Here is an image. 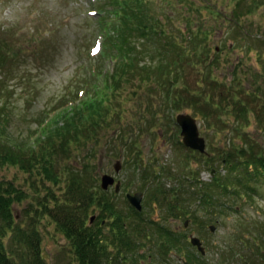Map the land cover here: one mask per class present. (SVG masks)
Masks as SVG:
<instances>
[{
    "label": "trees",
    "instance_id": "1",
    "mask_svg": "<svg viewBox=\"0 0 264 264\" xmlns=\"http://www.w3.org/2000/svg\"><path fill=\"white\" fill-rule=\"evenodd\" d=\"M161 4L170 10L165 12ZM263 4L259 0H99L98 20L104 38L99 59L113 64L110 74H101L102 86L91 80L88 86L93 91L86 93L85 98L54 107L51 118L45 125L40 123L39 131L29 135L27 143L11 139L7 104L0 99V160L34 173L35 181L46 179L52 185L48 186L45 180L40 183L46 194L32 197L33 203L25 209L32 213L25 222L16 220L13 206L23 197L28 198V194L13 182H8L7 187L0 185V264H47L38 227L43 219L68 240L77 264H136L139 248L145 247L146 254L152 256L153 252L160 264H168L170 257L180 256L190 264H225L234 256L236 251L231 247V251L220 253L219 262L205 261L189 242L190 231L185 222L199 225V231H204L216 220V215L237 212L234 207L237 201L252 199L257 186L264 181V145L250 140L246 131L254 118L264 138V74H256L246 86L240 79L244 75L240 64L233 67L232 79L219 81L214 72L220 57L218 53L214 55L216 48L211 46L219 31L230 33L234 41L233 46L223 44L226 47L222 52L241 47V41L247 38L254 41L244 17L258 12ZM178 18L183 19L181 26L175 24ZM245 46L263 48L264 40ZM15 56L10 45L0 41V65ZM145 56L152 65H143ZM185 67L190 72L204 73L195 79V87L190 85ZM130 81H135L139 88L146 81L161 85L164 100L167 99L173 112L191 109L195 118L205 122L206 129L213 130V136L223 134L220 131L223 128L230 130L234 121L226 145L221 147L218 142L213 147L211 142L205 153L189 150L197 165H201L194 170L190 168L187 176L194 180L190 187L184 185L187 180L180 176L185 173H179L177 187L167 188L160 180L164 177L162 172L143 167V181L151 178L146 188L150 189L147 200L165 211L164 219L183 220V230L144 218L143 211L136 210L127 200L125 206H119L114 201L116 194L112 197L113 193L100 188L88 160L81 168L71 163L61 168L63 158L70 159L74 151L99 146L104 137L107 139L121 118L122 109L116 106V98ZM220 123L224 127L216 128ZM201 167L214 173L209 182L199 180ZM60 183H63L61 195L52 188ZM38 191L39 185L35 193ZM191 201L198 208L189 211L187 205ZM200 209L204 214H198ZM92 214L95 218L90 222ZM257 227L261 231L255 240L253 235L242 240L245 252L240 259L244 264H264V238H259L264 237V226Z\"/></svg>",
    "mask_w": 264,
    "mask_h": 264
},
{
    "label": "rangeland",
    "instance_id": "2",
    "mask_svg": "<svg viewBox=\"0 0 264 264\" xmlns=\"http://www.w3.org/2000/svg\"><path fill=\"white\" fill-rule=\"evenodd\" d=\"M259 1L264 2V0ZM98 4L99 0H0V41L7 42L16 52L14 58L0 65V80L4 81L0 83V99L4 105L7 104L5 112L10 118V137L15 142L27 143L29 135H35L39 131L40 123H47L51 118L54 113L51 110L54 107L70 105L71 101L78 103L80 99L85 98L86 93L93 91V88L88 86L89 81H95L102 86L104 80L101 74L112 72L113 64L110 60L99 59V54L94 55L92 50L91 55L89 53L90 46L97 42L103 43L104 39L101 36L103 31L98 20L100 8ZM161 6L163 8L165 5L161 4ZM94 9L98 11V15L91 13ZM163 9L165 12L170 10L166 6ZM227 10L228 8L226 12ZM182 22L183 19L178 18L175 24L181 26ZM244 22L250 25L251 37L254 41L247 38L246 41H241V47L233 48L234 50L230 52L225 49L222 52V48L233 46L234 41L230 33L219 31L211 41V46L216 48L214 55L218 53L220 57L214 73L221 82L232 79L233 67L240 64L243 66L241 74H244L240 79L246 86L256 74L258 76L259 73L264 74V47L248 49L245 46L248 43L255 44L258 40H264V4L260 6L258 12L245 16ZM225 43L226 46L222 47ZM148 58L145 56L143 65L153 64ZM185 68L190 85L195 87V79L202 77L204 73L198 70L190 72L187 67ZM98 70L101 71L100 74ZM251 73L255 75L252 76ZM119 94L116 98V106L122 109L121 118L109 131L107 139L104 137L99 146H88L77 152L74 151L70 159L63 158L61 168L64 169L70 163L81 168L88 160L93 167L92 175L97 178L100 188L104 175L113 179V183L101 189L108 191L109 194L113 193L112 197L116 194L114 201L119 206L126 205V192L133 195L140 191L144 218H152L171 228L183 230L185 229L183 220L168 217L164 219L165 211L156 203L147 200L150 189L146 190V188L151 178L143 181L141 173L144 166L154 167L162 172L164 177L160 180L165 187L171 188L177 187L176 181L179 173L182 172L185 174L180 173V176L188 181H185L184 185L190 187L194 182L187 176L190 175V168L194 170L201 165H197L189 151L195 149L183 144L175 116L180 113H189L193 116L192 110L182 108L173 112L167 99L164 100L165 94L161 85L148 81L143 82L142 88L137 87L135 81H130L125 89L121 88ZM224 118L226 119L227 115ZM196 119L199 134L206 140L207 150L211 142L213 147H217L218 142L221 147L226 145L227 135L231 134L234 121L229 126L230 130L223 128L222 123L217 125L216 128H223L220 130L223 134L213 136V130L206 129L205 122ZM121 131L123 136L119 137ZM246 131L250 134V140L264 145V138L254 118H251ZM239 140L236 139L237 142ZM133 142L135 144L132 145ZM186 157L190 158L191 164ZM213 174L207 167H201L198 178L200 181L209 182ZM34 175L0 160V185L4 184L7 187L8 182H13L29 196L23 197L19 203H14L13 212L17 221L25 222L28 214L32 213L25 209L29 207V203H33V196L46 194L44 186L40 187V183L46 179L35 181ZM46 182L48 186H52L48 180ZM37 185L39 191L35 193ZM124 186H126L125 190ZM52 188L59 195L63 193V183ZM187 207L192 211L197 209L198 205L195 201H191ZM234 207L237 212L230 211L228 214L215 216L216 220L211 223L215 226L214 231L209 230L210 224L204 231H199V225L190 221L186 226L190 231L189 234L199 237L202 241L205 253L201 255L209 263L219 262L220 253H227L232 247L236 253L225 264H244L240 259L241 254L245 252L242 240L251 239L252 235L255 240L259 235H256L257 232L261 231L257 226L259 224L264 226V181L259 183L252 199L243 198L237 201ZM198 214H204L203 210L200 209ZM38 227L42 235V253L47 264H77L68 240L53 224L43 219ZM259 238L264 237L260 235ZM7 241L6 237L5 242ZM146 253H148L147 247L139 248L135 258L136 264H160L158 259V262L156 261L153 252L152 256ZM141 254L146 255L141 257ZM183 259L184 256L170 257L168 264H182Z\"/></svg>",
    "mask_w": 264,
    "mask_h": 264
},
{
    "label": "water",
    "instance_id": "3",
    "mask_svg": "<svg viewBox=\"0 0 264 264\" xmlns=\"http://www.w3.org/2000/svg\"><path fill=\"white\" fill-rule=\"evenodd\" d=\"M176 122L178 126L181 129V136H182V142L185 146H188L192 149H195L201 153H204L206 151V140L203 136H201L199 133V128L197 124V120L194 116H192L189 113H180L176 115ZM118 170V168H116ZM113 183V179L107 175H104L102 177V183L101 188H106L109 184ZM102 188V189H103ZM118 189V186L116 184V190ZM126 197L129 201V203L136 208L137 210H141V199H142V193L140 191L135 192L132 194H126ZM95 218V215H92L90 218V221L92 222ZM185 225H187V222H185ZM209 229L211 231L215 230L214 225H210ZM190 243L197 248V250L204 255V246L202 245V241L199 237L195 235L190 236ZM182 264H190L187 260H183Z\"/></svg>",
    "mask_w": 264,
    "mask_h": 264
}]
</instances>
